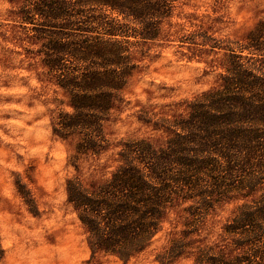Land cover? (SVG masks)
Instances as JSON below:
<instances>
[{
    "label": "trees",
    "instance_id": "obj_1",
    "mask_svg": "<svg viewBox=\"0 0 264 264\" xmlns=\"http://www.w3.org/2000/svg\"><path fill=\"white\" fill-rule=\"evenodd\" d=\"M215 1L218 21L229 0ZM9 3L0 36L27 65H0L35 73L57 95L50 124L70 146L66 202L83 228L90 263L106 257L128 264L171 223L159 264H264V7L242 33L217 36L212 23L197 18L182 26L181 46L205 62V73L215 72L212 83L170 112L139 109L137 119L156 137L115 143L107 125L184 0ZM105 155L100 174L83 177L82 163ZM15 184L36 215L32 190L21 179ZM229 205L216 239L203 238L208 217Z\"/></svg>",
    "mask_w": 264,
    "mask_h": 264
},
{
    "label": "rangeland",
    "instance_id": "obj_2",
    "mask_svg": "<svg viewBox=\"0 0 264 264\" xmlns=\"http://www.w3.org/2000/svg\"><path fill=\"white\" fill-rule=\"evenodd\" d=\"M215 6V0H184L178 6L174 18L164 26L163 37L147 50L129 82L121 111L107 125L113 142L156 137L157 133L137 119L139 109L170 112L212 83L215 72L205 73V62L191 59L187 47L181 46L182 26L189 27L197 18L212 23L217 36L242 33L255 23L256 8L264 7V0H229L221 6L223 17L218 21L212 15ZM9 8V0H0V21ZM11 48L0 36V61L25 67L27 62L20 61ZM56 97L54 89L41 84L35 73L0 65V244L4 264H91L83 228L66 202L65 182L74 168L69 163V144L52 133L50 118ZM89 162L81 165L85 178L100 174L106 155L99 162ZM17 179L32 190L36 215L18 194ZM230 213L231 205L219 208L206 220L201 236L216 239ZM172 226L167 223L151 249L128 264H159L156 255ZM101 260L113 263L106 257ZM190 263L179 259L169 264Z\"/></svg>",
    "mask_w": 264,
    "mask_h": 264
}]
</instances>
